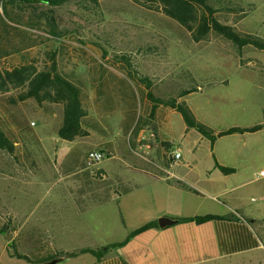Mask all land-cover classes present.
Wrapping results in <instances>:
<instances>
[{
  "label": "rangeland",
  "instance_id": "1",
  "mask_svg": "<svg viewBox=\"0 0 264 264\" xmlns=\"http://www.w3.org/2000/svg\"><path fill=\"white\" fill-rule=\"evenodd\" d=\"M242 1L246 14H225L221 18L238 31L264 38V0ZM31 10L22 7L11 11L14 19L24 25L17 27L28 30L36 45L1 59L0 71L27 64L42 70L50 65L49 55L57 53L60 70L82 82L84 107L88 112L84 125L89 128L92 139H105L115 145L111 157L94 165L93 170L104 168L110 175L117 171L122 173L127 166L147 165L144 159L152 156L139 151L137 157L131 143L139 127L153 130L154 126L148 121L150 103L138 81L139 76L129 78L125 63L117 60L116 54L134 56L132 63L139 73L155 76L157 86L160 84L156 91L162 92L160 95L175 96L185 85L195 88L187 98L188 105L201 122L213 129L228 128L234 123H258L264 117L256 101H234L235 92H229L220 84L228 72L240 65L244 69L262 68L260 64L247 63L261 61L264 65V50L252 46L238 50L214 32L197 43L161 9H150L135 0H98V3L73 0L59 7L56 17L65 31L61 39L51 37L42 25L30 29ZM17 34L18 31L10 30L11 40L18 42ZM240 56L243 61H239ZM20 93V89L0 91V126L16 144L14 155L0 150V219L3 222L0 227L8 219L12 221L8 232L0 228V238L6 239L22 224L26 225L25 235L37 218L49 215L51 205L61 198L62 191L59 187L52 188V183L92 178L89 170L85 171V166L93 165L88 154L99 151V148L87 151L94 145L92 139L68 142L59 138L62 105L45 103L41 106L33 99L13 103ZM229 94L232 98L228 101ZM251 94H256V90H251ZM184 126L183 121L172 122L170 135L176 139L172 150L181 143ZM133 127L136 132L130 133ZM197 138L190 134L189 146L180 144L179 147L185 152L188 148L201 150V146L194 144ZM102 150L108 156L106 148ZM37 183L42 185H34ZM80 192L74 190L75 197L69 196L64 203L85 206L87 201L82 200ZM21 251L30 255L28 248Z\"/></svg>",
  "mask_w": 264,
  "mask_h": 264
},
{
  "label": "crops",
  "instance_id": "2",
  "mask_svg": "<svg viewBox=\"0 0 264 264\" xmlns=\"http://www.w3.org/2000/svg\"><path fill=\"white\" fill-rule=\"evenodd\" d=\"M239 61H243L242 56ZM251 63L262 68L244 69L240 65L228 72L220 84L236 94L234 98L229 94L228 101H256L259 113L264 115V65L251 60L247 64ZM254 89L255 96L251 94ZM192 94L178 101L188 104L187 98ZM151 108L150 104V112ZM150 112L148 121L153 130L139 127L131 142L137 157L139 151L152 155L144 159L148 164L127 166L122 173L117 171L113 175L98 168L104 178L93 176L94 165L85 166L92 178L52 183V188L62 189L61 198L51 205L49 215L33 222L25 235L26 225L22 224L10 232L11 240L1 236L4 238H0V264H32L14 257L12 246L34 262L43 263L61 252L112 246L102 257L77 253L60 258L68 259L66 264H264V128L253 133L216 135L211 141L196 129L188 128L175 109L160 105L154 117ZM175 120L185 125L179 146H189L191 134L198 137L194 144L201 146V150L188 148L185 152L179 146L172 150L176 139L170 132ZM261 123L264 117L258 123H234L231 127ZM228 128L212 129L217 134ZM84 129L88 135L72 142L93 138L89 128L84 125ZM133 132L134 127L130 133ZM92 141L94 145L87 151L106 148L108 158L111 157L115 147L112 141ZM175 152H180L179 160H175ZM219 165L234 172L224 173ZM74 190H80L82 200L87 201L82 208L64 203L69 196L75 197ZM207 215L231 218L196 220ZM162 218L176 223L160 227ZM11 224L8 219L0 228ZM150 224L153 226L135 233ZM25 248L30 255L21 251Z\"/></svg>",
  "mask_w": 264,
  "mask_h": 264
},
{
  "label": "trees",
  "instance_id": "3",
  "mask_svg": "<svg viewBox=\"0 0 264 264\" xmlns=\"http://www.w3.org/2000/svg\"><path fill=\"white\" fill-rule=\"evenodd\" d=\"M71 1L73 0H0V60L15 53H21L36 45L29 37L28 30L18 28L23 24L14 19L12 9L22 7L32 9L28 27L32 29L42 25L47 28V33L51 37L61 39L65 35V31L59 26L56 10ZM92 2L98 3V0H92ZM135 2L150 9H161L167 17L185 28L197 43L205 41L210 33L214 32L218 36L226 38L238 50H243L249 46L264 50V38L253 33L238 31L236 26L221 18L225 14H246L247 11L242 7V0H135ZM37 9H42V11L36 12ZM10 30L18 31V42L11 40ZM105 55H107L106 52ZM114 57L125 63L129 78L139 76L138 81L144 89L143 93L146 94L147 100L152 105L150 115L153 117L160 105L175 109L182 115L188 128L196 129L211 141L215 140L216 135L253 133L264 128V123L252 127L235 126L216 134L212 128L197 119L185 101H178V99L193 93L195 88L185 85L175 96L160 95L162 92L160 91L161 93L158 94L156 91L160 84L157 86L155 76L148 73H139L138 68L132 63L134 56L122 53L116 54ZM49 58L50 65L42 70H38L34 65L27 64L15 67L12 70L0 71V91L8 92L11 89H20L21 93L16 100H13L15 104L33 99L41 106L45 103L62 105L63 120L58 129V136L62 140L72 142L77 138L88 135L84 129L85 120L88 117V112L84 107V88L80 80L74 78L73 75L64 74L60 70L56 52L50 54ZM15 149L14 140L0 126V150L14 155ZM218 167L224 173L234 172L232 168L220 165ZM223 218H231V216L207 215L198 217L196 220L203 222ZM151 226L153 225H147L135 233ZM3 230L8 232L10 229L6 226ZM111 247L107 246L101 250L86 248L77 253H92L97 256L99 254L102 257ZM11 248L12 255L18 259L26 260L32 264L43 263L42 261L34 262L29 256L20 253L15 246ZM77 253L61 252L55 257L70 258L76 256Z\"/></svg>",
  "mask_w": 264,
  "mask_h": 264
},
{
  "label": "built area",
  "instance_id": "4",
  "mask_svg": "<svg viewBox=\"0 0 264 264\" xmlns=\"http://www.w3.org/2000/svg\"><path fill=\"white\" fill-rule=\"evenodd\" d=\"M173 155H174L175 160H179L181 158L180 152H175ZM88 158L93 163V165H96V164L104 161L105 159H107L108 156H107V154L104 151H100L99 150V151L90 152L88 154ZM92 174H93L94 177L104 178L103 173L100 170H98V169L97 170H93Z\"/></svg>",
  "mask_w": 264,
  "mask_h": 264
},
{
  "label": "water",
  "instance_id": "5",
  "mask_svg": "<svg viewBox=\"0 0 264 264\" xmlns=\"http://www.w3.org/2000/svg\"><path fill=\"white\" fill-rule=\"evenodd\" d=\"M219 136V135H218ZM176 222L169 219V218H162L160 221H159V225L160 227H166V226H170V225H173L175 224ZM12 239V234H8V240H11ZM63 259L62 258H55L49 262H46V263H42V264H58L59 262H61Z\"/></svg>",
  "mask_w": 264,
  "mask_h": 264
}]
</instances>
